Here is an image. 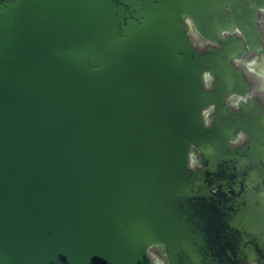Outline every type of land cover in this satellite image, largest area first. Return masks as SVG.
I'll use <instances>...</instances> for the list:
<instances>
[{
	"label": "water",
	"instance_id": "obj_1",
	"mask_svg": "<svg viewBox=\"0 0 264 264\" xmlns=\"http://www.w3.org/2000/svg\"><path fill=\"white\" fill-rule=\"evenodd\" d=\"M261 11L0 0V264H264V113L224 104Z\"/></svg>",
	"mask_w": 264,
	"mask_h": 264
},
{
	"label": "flooded vegetation",
	"instance_id": "obj_2",
	"mask_svg": "<svg viewBox=\"0 0 264 264\" xmlns=\"http://www.w3.org/2000/svg\"><path fill=\"white\" fill-rule=\"evenodd\" d=\"M257 26L264 39V11L259 12ZM240 36V34H238ZM193 46L200 52H204L207 49H217L216 44L208 42L200 37L195 31H191L190 35ZM225 59L226 56H223ZM229 64L238 70L241 74L242 80L247 84L248 89L242 94L231 93L225 97L224 104L230 110H239L240 104H247L249 100L256 99L258 104L262 107L264 113V46L262 52H254L246 49L237 53L236 55L229 56ZM204 85L206 88L209 84L215 80V77L211 75L207 70L202 73ZM214 105H210L205 110V115L214 114ZM211 120H207L209 123ZM247 140V136L240 131L236 134L234 141H230L231 145H239ZM199 160L196 158V164ZM153 250V251H152ZM150 256L159 260L162 259V249L155 247L150 249Z\"/></svg>",
	"mask_w": 264,
	"mask_h": 264
},
{
	"label": "rangeland",
	"instance_id": "obj_3",
	"mask_svg": "<svg viewBox=\"0 0 264 264\" xmlns=\"http://www.w3.org/2000/svg\"><path fill=\"white\" fill-rule=\"evenodd\" d=\"M153 251V250H152Z\"/></svg>",
	"mask_w": 264,
	"mask_h": 264
}]
</instances>
